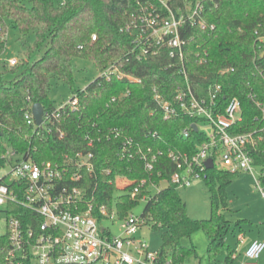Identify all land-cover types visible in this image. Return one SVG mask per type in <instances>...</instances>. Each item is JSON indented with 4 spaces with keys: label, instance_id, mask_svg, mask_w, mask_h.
Masks as SVG:
<instances>
[{
    "label": "trees",
    "instance_id": "obj_1",
    "mask_svg": "<svg viewBox=\"0 0 264 264\" xmlns=\"http://www.w3.org/2000/svg\"><path fill=\"white\" fill-rule=\"evenodd\" d=\"M0 0V55L6 45L7 25L20 35L33 33L31 44L26 45L27 56L41 55L32 63H18L9 67L0 63V167L5 164V152L14 151L35 161H61L64 154L72 155L84 149L87 130L97 131L117 127L144 147L166 151L168 148L193 153L197 143L205 139L202 132L190 131L188 137L182 130L200 122L187 116L163 120L161 111L153 102V87L168 100H172L175 87L182 82L174 69H166V54L149 56L142 60L126 61L130 37L121 31L137 3L155 0ZM205 19L216 29L211 32H195L192 45L206 50L208 60L198 64L189 53L187 70L197 95H203V87L218 82L222 86L219 102L222 107L233 96L241 103V121L234 130L251 132L253 144L250 155L253 165L262 173L264 187V113L255 106L249 94L258 99L264 96V0H210L205 3ZM255 32H257L255 34ZM92 35L96 39L92 40ZM78 55L95 62L99 71L116 64L123 73L138 77L140 83L111 79L100 75L83 90L73 89L78 97V109L60 116L59 126L66 138L59 140L53 134L35 135L26 123L24 113L39 103L44 112H52L56 106L48 97L51 81L63 79L62 71L71 76V58ZM223 68L231 71L220 73ZM11 74L6 79L5 75ZM94 125V127H93ZM155 134L156 137H152ZM118 141L114 138L96 142L91 148L96 171L98 190H105V197L115 192L113 180L117 176L130 179L147 178L137 159L121 160L117 155ZM154 181L168 179L172 171L165 155L159 158ZM109 169V175L101 171ZM161 172V176H156ZM236 174L216 167L205 171L203 177L210 198L211 215L207 219H193L187 215L186 204L177 188L167 184L146 202L142 216L162 229L161 247L156 251L159 264H184L197 256L193 247L185 246L182 239L203 228L208 232L207 257L212 264L224 247V231L227 221L221 210L226 208V185ZM90 183L94 180L90 179ZM119 214L129 212L137 203L127 195L119 196ZM23 212V211H22ZM231 251L227 263L232 262ZM170 256L171 263L165 258ZM0 264H25L7 261L0 251Z\"/></svg>",
    "mask_w": 264,
    "mask_h": 264
},
{
    "label": "built area",
    "instance_id": "obj_2",
    "mask_svg": "<svg viewBox=\"0 0 264 264\" xmlns=\"http://www.w3.org/2000/svg\"><path fill=\"white\" fill-rule=\"evenodd\" d=\"M210 0H155L137 3V9L130 13L121 31L130 37L126 61L130 58L142 60L149 56L166 54V69H174L182 82L175 87L172 100L165 99L153 87V102L161 111L163 120L187 116L199 119L195 132H202L205 139L196 145L193 153L168 148L166 151L144 147L117 127L98 130L91 135L87 130L85 148L72 155L64 154L61 161H35L28 154L24 157L14 151L5 152V164L0 171V251L7 261L25 264H159L156 253L149 252L144 241L136 240L138 226L146 224L142 215L127 212L119 214L117 191H125L132 200L149 201L162 189L159 184L165 181L176 188L189 186L193 181L203 179L208 168L205 161L212 159L213 167L232 174L250 173L255 187L264 200L262 173L253 165L250 147L253 144L251 132L234 130L241 117L240 100L233 96L222 107L218 101L222 86L218 82L203 87L204 94L197 95L196 88L189 79L187 62L189 53L198 64L208 60L206 50L193 46L195 32H213L216 27L205 19V3ZM257 32H255L256 34ZM264 40V36L260 37ZM96 39L92 35V40ZM264 56V55H263ZM18 63L14 57L6 61L13 67ZM223 68L220 73L231 71ZM109 81L113 78L140 83L141 79L119 70L111 64L99 74ZM264 80V70L260 71ZM84 89V88H83ZM80 89V90H83ZM249 97L264 113V96L258 99L255 94ZM32 106V105H31ZM24 113V119L31 125L35 135L53 134L57 139L66 138L65 130L59 126L60 116L78 109L77 95H71L64 104L54 111L43 110L40 124H36L31 112ZM182 130L188 137L194 131ZM210 126L205 132L203 126ZM94 127V125H93ZM152 137H156L152 134ZM118 141L117 155L121 160L137 159L149 177L130 179L117 176L113 182L115 192L111 198L105 197V190H98L95 164L91 148L103 139ZM171 164L168 179L157 182L152 179L159 158ZM258 170V177L253 171ZM109 175L110 170L101 171ZM156 176H161L157 172ZM90 179L94 181L90 183ZM23 211V212H22ZM116 214L122 223L121 234L116 236L101 222ZM239 242H243L240 236ZM264 250V239L251 241L235 264H255ZM236 258L235 256L233 259Z\"/></svg>",
    "mask_w": 264,
    "mask_h": 264
},
{
    "label": "rangeland",
    "instance_id": "obj_3",
    "mask_svg": "<svg viewBox=\"0 0 264 264\" xmlns=\"http://www.w3.org/2000/svg\"><path fill=\"white\" fill-rule=\"evenodd\" d=\"M62 1V0H61ZM24 3L29 7L31 0H25ZM33 33L26 36L20 35L12 26L7 25L6 45L0 55V63H6L9 58H16L23 64L32 63L33 60L41 54L34 53L27 56L25 52L26 45L31 44ZM71 80L55 78L51 81L48 91V97L51 102L59 107L69 100L73 89H83L90 82L95 80L100 71L94 61L75 55L71 58ZM6 79L11 78V74L5 75ZM205 132H210V126H203ZM8 167L0 171L2 174ZM255 177H258V170L253 171ZM165 181H161L159 186L164 188ZM179 196L186 204L187 215L193 219H207L211 215L210 198L207 185L204 179L193 181L189 186L177 188ZM125 195V191H117V196ZM226 208L221 210L223 217L227 221L224 231V247L219 250L215 261L212 264H235L246 248V245L254 239H264V200L255 187L254 179L250 173L241 172L232 176L231 181L226 185ZM146 201L138 203L130 210L133 215H142ZM116 205L113 202V209ZM122 220L116 215L103 220L101 225L108 227L112 234L118 236L121 234L119 225ZM162 229L154 227L152 222L146 221V224L138 226L135 237L138 241H144L148 244V250L155 253L161 247ZM242 236L244 244H238V237ZM185 246L193 247L197 256H191L184 261V264H209L207 257V248L209 242L208 232L199 228L192 232L189 237L182 239ZM231 251L232 262L227 261V252ZM166 263H171L170 256L165 258ZM255 264H264V250L260 256L254 260Z\"/></svg>",
    "mask_w": 264,
    "mask_h": 264
},
{
    "label": "water",
    "instance_id": "obj_4",
    "mask_svg": "<svg viewBox=\"0 0 264 264\" xmlns=\"http://www.w3.org/2000/svg\"><path fill=\"white\" fill-rule=\"evenodd\" d=\"M263 55H264V52L261 53V56H263ZM62 75H63L64 80H67V81H70L71 80V76H70V73H69L68 70H63L62 71ZM31 112H32L33 118L35 120V123L36 124H40V122L42 120V113H43L42 106L39 103L32 104V106H31ZM192 128H193L194 131L197 130L195 124H192ZM205 165H206V167L208 169H211L213 167L212 159L211 158H208L205 161Z\"/></svg>",
    "mask_w": 264,
    "mask_h": 264
},
{
    "label": "crops",
    "instance_id": "obj_5",
    "mask_svg": "<svg viewBox=\"0 0 264 264\" xmlns=\"http://www.w3.org/2000/svg\"><path fill=\"white\" fill-rule=\"evenodd\" d=\"M239 237H240V236H239ZM239 237H238V239H239ZM238 239H237V240H238ZM254 240H260V239H254ZM262 240H263V239H262ZM252 241H253V240H252ZM244 243H245V242H244V239H243V242H239V241H238V244H239V245L244 244ZM248 244H249V243H248ZM248 244H247V245H248ZM247 245H246V246H247ZM241 258H242V255H241Z\"/></svg>",
    "mask_w": 264,
    "mask_h": 264
}]
</instances>
